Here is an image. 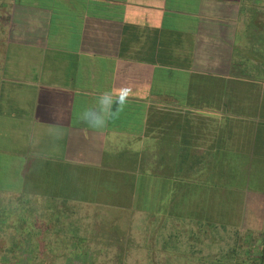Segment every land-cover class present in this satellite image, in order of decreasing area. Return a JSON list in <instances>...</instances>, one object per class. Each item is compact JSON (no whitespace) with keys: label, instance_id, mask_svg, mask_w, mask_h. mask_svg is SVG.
Returning <instances> with one entry per match:
<instances>
[{"label":"crops","instance_id":"obj_1","mask_svg":"<svg viewBox=\"0 0 264 264\" xmlns=\"http://www.w3.org/2000/svg\"><path fill=\"white\" fill-rule=\"evenodd\" d=\"M251 4L0 0V194L30 220L137 205L157 237L177 215L243 212L264 196L238 184L264 156V16L247 17Z\"/></svg>","mask_w":264,"mask_h":264},{"label":"rangeland","instance_id":"obj_2","mask_svg":"<svg viewBox=\"0 0 264 264\" xmlns=\"http://www.w3.org/2000/svg\"><path fill=\"white\" fill-rule=\"evenodd\" d=\"M251 1V7L246 5L243 13H247V17L250 12L257 13L259 17L264 16V0ZM250 21V24H256L255 21ZM254 35L251 33L248 37L243 31V39L253 40ZM243 43H249L248 48L254 50L251 41ZM243 53L245 68L254 73V69L248 64L251 61L249 51L243 50ZM259 53L264 58V47ZM255 64L261 66V70L264 69V61ZM3 107L2 104V111L5 110ZM2 115L3 122H6L5 115L8 114L2 112ZM254 161L256 173L252 180L243 179L245 182L238 183L252 192L257 190V186L264 188V156L261 154ZM146 169L150 171L149 167ZM209 173L211 176L214 174L211 171ZM241 176L244 178L246 175L239 174V178ZM1 182L0 180V186L5 183ZM252 182L255 183L256 190L253 189ZM236 192L239 195L245 194L241 189ZM7 194H0V264H234L237 257H247L249 253L258 254L264 240V196L258 200L253 197L243 198V212L225 213L223 208L229 206L225 207L226 204H223L222 211L212 214L208 223L196 220L199 215L195 220L177 215L176 219L168 223L166 231L157 237L156 230L149 226L148 229L142 228L144 223L139 222L137 205L135 212L131 213L123 206L113 205L107 208L100 205L101 211L96 214L84 213L83 208V212L76 214L64 212L65 217H61L62 219L55 213L47 214L44 219L33 217L32 220L47 223V229L42 232L40 227H30L34 224L29 219L30 215L18 212V208L13 205L14 201L11 206ZM27 198L24 197L23 202L26 203ZM122 199L119 196L114 198L117 203ZM148 203L151 207L154 204L151 198ZM249 205H255L252 208L257 210L248 211ZM130 221H136L132 223L136 228L123 231L119 229ZM200 225L206 227L198 228ZM42 233L45 234L43 238L39 237L43 236ZM84 235L86 237H81Z\"/></svg>","mask_w":264,"mask_h":264},{"label":"trees","instance_id":"obj_3","mask_svg":"<svg viewBox=\"0 0 264 264\" xmlns=\"http://www.w3.org/2000/svg\"><path fill=\"white\" fill-rule=\"evenodd\" d=\"M115 205L125 207L124 204H115ZM58 216L64 218L65 214H58ZM81 237H86V235L81 236ZM236 259L237 260L234 264H264V240H263V245L261 247V250L259 251L258 254L252 255L251 253H249L247 257L240 256V257H237ZM228 264H233V262H229Z\"/></svg>","mask_w":264,"mask_h":264}]
</instances>
